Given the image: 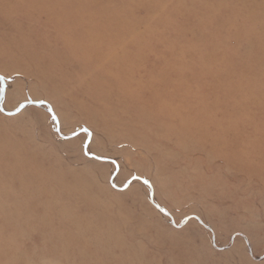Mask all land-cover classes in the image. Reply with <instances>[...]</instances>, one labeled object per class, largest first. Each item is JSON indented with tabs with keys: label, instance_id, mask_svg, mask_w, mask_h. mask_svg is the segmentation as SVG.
I'll use <instances>...</instances> for the list:
<instances>
[{
	"label": "rangeland",
	"instance_id": "obj_1",
	"mask_svg": "<svg viewBox=\"0 0 264 264\" xmlns=\"http://www.w3.org/2000/svg\"><path fill=\"white\" fill-rule=\"evenodd\" d=\"M0 264H264V0H0Z\"/></svg>",
	"mask_w": 264,
	"mask_h": 264
},
{
	"label": "snow or ice",
	"instance_id": "obj_2",
	"mask_svg": "<svg viewBox=\"0 0 264 264\" xmlns=\"http://www.w3.org/2000/svg\"><path fill=\"white\" fill-rule=\"evenodd\" d=\"M41 103H43V101H41ZM54 119H55V117H53ZM146 183H147V181H146Z\"/></svg>",
	"mask_w": 264,
	"mask_h": 264
}]
</instances>
